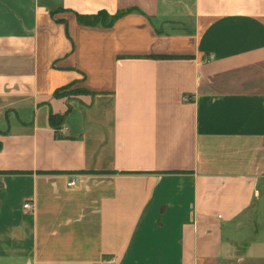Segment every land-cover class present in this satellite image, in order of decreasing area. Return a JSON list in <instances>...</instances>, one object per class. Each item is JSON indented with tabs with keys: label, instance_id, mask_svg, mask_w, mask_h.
<instances>
[{
	"label": "crops",
	"instance_id": "0c3cea01",
	"mask_svg": "<svg viewBox=\"0 0 264 264\" xmlns=\"http://www.w3.org/2000/svg\"><path fill=\"white\" fill-rule=\"evenodd\" d=\"M0 264H264V0H0Z\"/></svg>",
	"mask_w": 264,
	"mask_h": 264
},
{
	"label": "trees",
	"instance_id": "16d2710c",
	"mask_svg": "<svg viewBox=\"0 0 264 264\" xmlns=\"http://www.w3.org/2000/svg\"><path fill=\"white\" fill-rule=\"evenodd\" d=\"M127 13H129V11L127 12H122L121 14H118L117 16L109 19V16L105 13V12H100L95 16H81L78 15V21L85 25V26H96L98 24H102L105 26H111L113 25L118 19H120L121 17H123L124 15H126ZM108 23V25H107ZM150 58L153 59H160V60H173V59H190V57H175V56H152ZM58 120V122H57ZM62 125L64 123V118H58L55 117L53 115L50 116V125L52 127H57L58 125Z\"/></svg>",
	"mask_w": 264,
	"mask_h": 264
},
{
	"label": "built area",
	"instance_id": "2783aa9c",
	"mask_svg": "<svg viewBox=\"0 0 264 264\" xmlns=\"http://www.w3.org/2000/svg\"><path fill=\"white\" fill-rule=\"evenodd\" d=\"M68 186H70V187H74V186H76V182H75V181H72V182H70V183L68 184ZM24 208H25V209H31V205H30L29 203H27V204H25Z\"/></svg>",
	"mask_w": 264,
	"mask_h": 264
},
{
	"label": "rangeland",
	"instance_id": "374dc122",
	"mask_svg": "<svg viewBox=\"0 0 264 264\" xmlns=\"http://www.w3.org/2000/svg\"><path fill=\"white\" fill-rule=\"evenodd\" d=\"M185 25H186V27H189V26H190V23H189V22H187V23H185Z\"/></svg>",
	"mask_w": 264,
	"mask_h": 264
}]
</instances>
